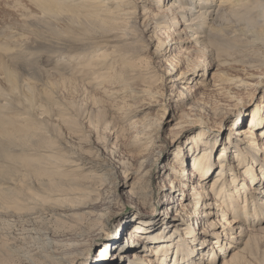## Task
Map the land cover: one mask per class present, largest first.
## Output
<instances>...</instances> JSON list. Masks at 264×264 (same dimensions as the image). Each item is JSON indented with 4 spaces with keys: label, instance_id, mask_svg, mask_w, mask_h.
<instances>
[{
    "label": "rangeland",
    "instance_id": "1",
    "mask_svg": "<svg viewBox=\"0 0 264 264\" xmlns=\"http://www.w3.org/2000/svg\"><path fill=\"white\" fill-rule=\"evenodd\" d=\"M57 1L76 8L74 12L80 10L77 12L83 13L81 18L88 17L87 11L89 10L102 12L101 15L115 23L117 30L109 27L107 30L111 32L108 33L97 23L93 24V31H88L89 23L87 24L84 19L78 21L75 18L74 20L75 14L69 12L62 13L63 16L57 13L58 15L50 19L41 12L35 0H0V52L4 55L6 65L14 69L19 78L18 82L12 85L3 70H0V75H3L0 79L2 80L0 81V104H3V106L0 105V113L6 121L5 126L10 131H16L18 135V139L11 141H4L0 138V141L6 144V148L0 146V190L2 187H7L10 191L14 188V195H21L22 198L34 195L41 201H53L56 204L55 207L63 206V217L25 206L11 207L13 214L2 210L0 214L2 215L0 216L1 233H7V236L19 235L25 244L31 246L30 249L36 248V238L38 236L43 238L45 230L52 231L54 239H57L56 242L60 246L71 243L70 237L89 219L88 214L74 213L73 211L76 210H72L73 206L78 208L93 201H96V204H104L103 201L112 197L117 189L114 183L116 177L112 174L110 177L106 176L101 179H95L90 174L97 172V168L102 164L114 162L117 158H122L125 162L131 161V165H135L136 160L129 159L128 145L134 140L139 129H142L141 126L144 128V125H152L150 130L155 131L160 139L148 149L149 151L147 150L145 165L139 166L137 163V168L140 169H137L139 174L136 177L146 175L139 183L144 193L148 192L144 199L146 205H155L157 209H161L162 202L167 199V196H161L158 189L163 183L168 184L170 179L169 177L162 179L160 170L165 161L175 159L172 139L179 137L186 146L194 137L193 134L201 131L204 132L201 138L203 141L207 137H209L208 140L219 137L218 143L222 141L223 143L219 147L216 143L213 154V160H215L218 152L224 149L223 145L228 143L224 140L230 141L229 137L232 140L231 134L227 136L226 127L232 125L240 128L250 125L249 121L253 118V112L259 110L255 109L256 103L264 101V43L262 42L245 44L241 42V36L233 35V31L228 32L227 30L224 34H217V37L203 41L199 39V44H196V40L192 38V32L187 29V21L180 16V13L165 10L170 0ZM172 2L178 1L172 0ZM260 10L257 8L251 15L242 8L234 11L224 8L219 10L215 22L227 28L236 29L246 24L245 22L255 19L260 14ZM258 18V27L263 28L264 18ZM125 33L129 36L127 37ZM123 35L124 39L114 40ZM167 39L170 40L168 45ZM160 41L166 42L164 47L167 46V49L159 54L156 48ZM115 44L131 50V55H128L127 49H122L116 55L126 57L131 63L143 57L149 58V65L153 67L151 70L145 67L140 73L131 72V77L134 78L132 80L137 82L135 83L136 88L142 89L145 83H150L153 87L161 85L165 93L164 96L158 98L159 101L156 104L150 106L142 93L135 98L129 93L124 102L121 96L125 91L118 95L115 93L113 95L116 97L115 103L120 105L126 103V106L124 110L119 109L120 106L114 107L118 110L108 115V121L111 120L108 125L110 129L105 130L104 124L98 123L97 115V118L95 117L94 112H97L93 107L91 96L98 95L106 102H114L111 93H104V88L110 87L111 84L106 83V77H97V75L101 71L108 72V75L111 71L110 65H114L112 51L115 50ZM102 54L108 55L106 61L108 64L106 68L100 70V67H105L104 63H99L104 59ZM172 63L176 65L175 70L179 69L176 73L174 72L175 74L168 73V68ZM179 73H183L185 78L174 82ZM159 76H165L163 83L156 80ZM67 79L76 80L74 85L76 90L73 94ZM200 81H204V85H201ZM228 90L235 96L228 93ZM44 91L53 92L55 101L52 102V99L51 102H47ZM180 92L184 93V96L181 95L183 102L178 96ZM71 98L75 99L77 107L78 103L81 104H79L81 110L77 113L76 111L74 113L73 109L68 111L66 109V103ZM250 100H254V105L248 107L250 109L248 112L242 107L237 111L243 102L249 103ZM114 108L111 110L113 111ZM185 114L190 116L191 120L187 121V115V117L182 116ZM91 118L94 122L90 121ZM179 119L182 123L176 126L175 122ZM194 119H202L204 122L199 123L200 121L197 122V120L192 122ZM130 120H134L137 126L134 124V128L132 124L130 131L123 130L121 137L117 138L113 127L125 125ZM240 120L247 121V123H242L240 126ZM33 129V132L36 131L35 133L39 134L37 138L36 134H31ZM156 134L151 135V138ZM257 141V144H263V139ZM29 144L31 146H28ZM203 146L204 144L199 143L198 150H201ZM2 151L5 153L3 154ZM112 151H114V158L110 160ZM23 162L27 163L28 168L22 164ZM84 163L88 168L82 167ZM152 164H155V168L150 178L148 171ZM175 164L178 163L175 162ZM257 168L255 182L247 177L249 189L251 186L262 187L259 184L263 181L258 179L262 174L259 169L260 165H257ZM171 176L173 174L170 178ZM185 178H187L185 188L192 190L193 183L195 191L198 192L201 189L195 181L188 180L189 174H185ZM210 179L209 176L203 181L209 195ZM53 181L61 182V187L54 186ZM121 182L122 180L119 185ZM78 191H84L85 195L82 198L76 197ZM86 192H92L94 197L90 198ZM242 197H239V203L244 202V197ZM133 211L134 209L128 205L125 216L128 217ZM220 214L219 211V217ZM228 218L234 219L232 213L228 215ZM200 220L198 224H191L193 229L201 224ZM241 225L248 233L252 231L250 223L246 222ZM234 226V230L230 231L233 235H230L235 237L231 238L229 235L228 241L230 242L235 241L240 233L239 223H235ZM222 228L219 226L217 230L220 231ZM115 229L112 225L111 237L114 236ZM227 229L230 230L229 226ZM64 235L66 240L63 238ZM100 245L95 248L92 255L96 253ZM237 245L238 242H232L227 254ZM225 255L221 251L217 255L215 264H222ZM198 257L197 254L195 259ZM254 258L256 259V261L254 259L255 264L264 263V245Z\"/></svg>",
    "mask_w": 264,
    "mask_h": 264
},
{
    "label": "bare ground",
    "instance_id": "2",
    "mask_svg": "<svg viewBox=\"0 0 264 264\" xmlns=\"http://www.w3.org/2000/svg\"><path fill=\"white\" fill-rule=\"evenodd\" d=\"M35 1L38 2L41 12L50 19L59 13L64 14L69 12L73 13V15L75 14L73 17L74 20L77 19L79 21V19H84L86 23L88 22L89 24H87L90 25L88 31H93V24L96 25L97 23L100 24L102 28H105L108 33L111 32V30H107L109 27L113 30H117L115 23L110 22V19L101 15L102 12L97 10H89L87 11L89 16L81 18L83 13L80 14L77 12L80 10L75 11L77 12L75 13L74 10H76V8L74 9L71 6L61 4L57 0ZM176 1L178 2H172V0H170L169 5L165 10H168V12L174 11L175 13H180V16L187 21V29H190L192 32V38L196 40V44H199V39H202L201 41H203L207 38L217 37V34H224L227 30L228 32L233 31V35L241 36V42L245 44L256 42L264 43V27L259 28V22H257L259 20L258 17L264 18V0ZM253 3L257 4L254 5ZM224 8H228L231 11L242 8L245 9L246 13L251 15L252 13H255L257 8H260L261 10L259 12L260 14L255 19L245 22L246 24L242 27L238 26L236 29L239 30H236L229 27L227 28L226 26L215 22L219 10ZM163 18L164 17H162V19ZM84 24L85 23H83V25ZM128 36L129 35H127V37ZM120 38L124 39V35L122 37H117L114 40H120ZM169 42L170 40L167 42V45L170 44ZM165 43L166 42L163 41L158 43V48H156L157 53H164L163 51L167 49V46L164 47ZM114 48L115 50L112 51V55L115 56L112 58V63L114 65H110L111 71L109 74L107 75L108 72L104 73L102 71H96L98 72L97 77H106V83L111 84L110 87L103 86L105 87L104 93H111L113 96L115 93L118 95L125 91V93L127 92L128 94L124 93L121 96L123 102L126 100L125 97L126 95H129V93L131 97L133 96L134 98L142 93L149 106L151 104H156L159 101L158 98L164 96L165 93L160 87L161 85L153 87L150 83H145L144 88L138 89L135 86V83L137 82L132 80L134 78L131 77V72L135 71V73H140L145 67H147L146 69L148 70L153 68L149 65V58L143 57L139 61L131 63L124 56H116L122 49H127L125 46L121 47L119 44H115ZM126 51L128 52V55H131V50L127 49ZM103 58L104 59L101 60L102 62L99 63H104L103 65H105V67H100V70L106 68L108 64L106 63L108 55H103ZM4 59V55L0 52V70H3L6 78H8L11 84L14 85L15 82H18L19 80L17 72L8 67ZM89 60L90 64H92L91 59ZM173 64L174 63L168 68V73L170 72V74L179 71V69L175 70L176 65L174 64V66ZM184 74L179 73L174 79V82L181 80V78H185V76H183ZM2 77L3 75H0V79ZM144 78L146 79V77ZM156 80L163 83L165 76H159ZM67 83L70 84V90L73 94L76 90V87L74 86L76 80L67 79ZM200 84L204 85V81H200ZM13 92L15 91L13 90ZM44 92V97L47 102H51L52 99V102L55 101L53 92ZM15 93H17V91ZM228 93L235 96L229 90ZM183 94L184 93L181 92L178 94L182 102L183 97H181V95ZM185 94L187 93L185 92ZM74 98L67 101L66 109L67 111L73 109L74 113L75 111L77 113L81 110V104L78 103V107L80 106L78 109L77 102L75 101L76 98ZM112 98L114 102H106L98 95L91 96L94 105L93 107L96 108L97 112H94L95 117L97 115L98 123L101 122V124H104L105 127L103 128L105 130L106 128H109L108 125L111 121H108V115L115 113L118 110L114 107L120 106L119 109L124 110V107L126 106V103H124V105L115 103L116 97L113 96ZM0 105L3 106V104ZM253 105L254 100H250L249 103L243 102L240 109L237 111L243 108L244 111L248 112L250 110L248 107ZM113 108L114 110L112 111L111 109ZM255 109L259 110L253 112V118L249 121L250 125L241 126L242 123H247V121L240 120V128H236L232 125L226 127L227 136L231 134L233 137L232 140L229 137L231 142L224 140V142L228 143L224 144V149L222 148L223 150L218 152V156L215 158L217 162L213 160V154L215 153L216 143L218 147L223 143V141L220 144L218 143L219 137H215L212 140H208L209 137H207L203 141L201 138L204 132L201 131L198 134L194 133V137L191 138L190 143L186 146L183 145L181 138L176 137L175 139H172L175 159H173V161H169L170 159L165 161L160 170L162 179H167V177L170 179H168V184L163 183L158 189V193L161 194V196H167V199L162 202L161 209H157L155 205H146L144 199L148 195V192L144 193L143 188L139 185L142 179H144L143 177L146 175L136 177L137 174H139V170L137 169H140L137 168V163L139 166L145 165L147 160L146 152H148V149L160 139V136L157 135L155 131L153 132V130H150L152 125H144V128L141 126L142 129H139L137 134L135 132L136 135L134 140L130 141L128 145V151L130 152L129 159H132L133 161L135 159V165H131V161L125 162L122 158H117L114 162L102 164V166L97 168V172L90 174L95 179H101L102 177L106 178V176L110 177V174H112L113 177H116L114 183L115 187L117 186V189L112 197L103 201L104 204L101 203L102 205L96 204V201H93L90 204L78 208L73 206L72 210L77 211H73L74 213L88 214L89 219L86 221V224H83L80 228L79 226L81 224L77 226L79 229L70 237L71 243L66 241V243L69 242L70 244H61L62 246L58 245L56 242L57 239L55 240V237L52 235V231L45 230V232L43 231L45 233H43V238L40 236L36 238V248L32 247L30 249L29 247L31 246L25 244L24 240L19 237V235L10 234L7 236V233L3 234L4 232L1 233L0 230V264H215L217 262V255L221 251L224 255L227 254L232 242H238V245L234 247L229 254L225 255L222 264H253L255 254L261 250L264 245V110H260L264 109V101H261L260 103L257 102ZM237 111L235 112L236 114ZM186 115L187 114L182 116ZM2 117L3 115L0 113V138L4 141L18 139V135L15 133L16 131H10L5 126L6 121ZM96 118H94V120ZM187 119L186 120L189 121L191 120V117L188 116ZM182 120H177V122H175L176 126L181 125ZM195 120H197V122L200 121L199 123L204 122L202 119H194L192 122H196ZM90 121H93L92 118ZM12 124L16 126L15 123ZM132 124L136 125L134 120H130L122 126H112L117 138L123 133V130L128 129L130 131ZM10 128L12 127L10 126ZM97 130H99L98 127ZM33 131L34 129L31 134H36V131ZM153 134H156V136L151 138V135ZM37 135L39 134L35 135L36 138L38 137ZM259 139H263L262 145L257 144V140ZM199 143L204 144L201 150H198L197 148ZM0 146L6 148V144L2 141H0ZM28 146L31 145L29 144ZM111 153L110 160L114 158V151ZM175 162L178 164H175ZM22 164L28 168L27 163L23 162ZM256 164L260 165L259 169L262 171L261 176L259 175L258 178L260 181H263L262 184H259L260 186L262 185V187L255 188L251 186L249 189L247 177L255 182L257 179L255 171L258 170ZM154 165L155 164H152L148 171L150 178L153 169L155 168ZM82 167L88 168L85 163ZM171 174H173V176L170 178ZM185 174H189L188 180H191L192 182L195 181L196 184L201 187L198 192L197 190L195 191V185H193V183L192 190L185 188L187 186V178H185ZM209 176L211 177L209 180L210 195L205 189L206 184L203 182ZM121 180L122 182L119 185ZM52 184L61 187V182L53 181ZM14 190L15 189L13 188V190L10 191L7 187H2L0 190V214L2 210L13 214L14 211L11 210V207L25 206L39 209L42 212H51L52 214H56L55 216H62L63 206L59 205L55 207L56 204L53 201H41L39 197L34 195L22 198L21 195H14ZM84 193V191H78L76 192V197L82 198L83 195H85ZM94 193L97 194V192ZM86 195L90 198L94 197L92 192H86ZM239 197L243 198V203L238 202L240 199ZM128 205H130L134 211L127 217L125 216V211ZM219 211L221 212L220 217ZM231 213L234 217L233 220L228 218V215ZM209 217L212 218L209 219ZM199 219H201V224L198 227H195L196 229H193L191 224H198ZM233 222L234 224L239 223L238 228L240 229V233L238 234L239 236L237 235L235 241L232 240L230 242L228 241V236L230 234L233 235V232L230 233V231L235 228ZM246 222L248 224L250 223L252 228L250 229L252 230L250 233H248L243 225H241ZM112 225L116 228L113 237H111ZM226 225L229 226L230 230L227 229L228 226L226 227ZM219 226L223 227L220 231L217 230ZM197 229L198 232H196ZM232 235H230V237ZM246 236L247 238L245 239ZM63 238L65 239V235ZM28 240H30V238ZM99 245L100 248H98L96 253L92 255V252ZM197 254L199 257L198 259H195ZM206 260L208 261L206 262Z\"/></svg>",
    "mask_w": 264,
    "mask_h": 264
}]
</instances>
